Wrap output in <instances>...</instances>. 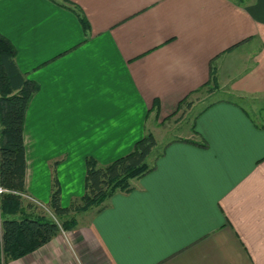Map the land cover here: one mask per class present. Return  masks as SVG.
Returning a JSON list of instances; mask_svg holds the SVG:
<instances>
[{
  "label": "crops",
  "instance_id": "0c3cea01",
  "mask_svg": "<svg viewBox=\"0 0 264 264\" xmlns=\"http://www.w3.org/2000/svg\"><path fill=\"white\" fill-rule=\"evenodd\" d=\"M0 34L38 87L28 199L49 207L56 177L68 208L88 158L111 164L149 133L159 148L131 191L8 264H264V0H0ZM203 93L225 97L160 142L161 123L177 128L179 104ZM29 202L23 215H41Z\"/></svg>",
  "mask_w": 264,
  "mask_h": 264
},
{
  "label": "trees",
  "instance_id": "16d2710c",
  "mask_svg": "<svg viewBox=\"0 0 264 264\" xmlns=\"http://www.w3.org/2000/svg\"><path fill=\"white\" fill-rule=\"evenodd\" d=\"M243 5L247 0H235ZM82 24L87 28L84 18ZM17 51L12 42L0 34V195L1 225L0 264L21 259L51 242L64 231L78 226L74 213L93 207L102 208L118 193L132 190V182L147 175L153 167L149 159L158 143L155 136L147 134L136 143L128 155L108 165H100L94 158L87 159L85 194L73 200L70 207L62 206L61 189L54 177L49 208L64 220H54L48 215L24 216L27 161L23 139L24 123L29 104L38 87L18 69ZM190 106L189 98L179 104L177 113ZM154 112L159 114L156 102ZM175 113L173 116H175Z\"/></svg>",
  "mask_w": 264,
  "mask_h": 264
},
{
  "label": "rangeland",
  "instance_id": "374dc122",
  "mask_svg": "<svg viewBox=\"0 0 264 264\" xmlns=\"http://www.w3.org/2000/svg\"><path fill=\"white\" fill-rule=\"evenodd\" d=\"M204 89H205L204 92H208L209 90H213L214 87L210 86V87H206ZM206 95L207 94L203 93L202 96L198 95V96H195L194 98L189 99V103L191 102L190 107H191L192 104H195L196 108H194L192 111L188 112L187 111L189 109L188 105L187 104L184 105V107L175 115V116H177L176 119L178 120V122H181V124L179 126H177V128L174 127V126H171L170 124H168V122H169L168 120H171L173 117H169L168 119L164 120L161 123V127H162L161 129L162 130L158 131L159 132L158 133V138L160 139V142H162L164 137L167 138V139H172L173 137H175L177 135L181 136V134H186V132H189L190 125H191L190 122L193 121L195 116H197L198 112H200V110H202L205 107L206 104H208V103H210L211 101H214V100H219L220 97L222 99L225 97L224 95H220L219 97L208 98V96H206ZM259 105L260 106H262V105L264 106V100L259 101ZM251 109L252 108H248V110H251ZM168 126H170V127H168ZM158 150H159V148L157 150H155L156 151V152H154L155 155L158 152ZM154 153H153V155H154ZM153 155L150 157L149 161L152 159ZM28 197H29L28 195L23 196L25 201L28 200ZM38 200L41 202V205H43L44 207L39 206L36 203L31 202V201L29 202V207H30V205H32V207H34L35 210L37 212H39L41 215H48V216L52 217L54 220H58V221H61V222L64 220L63 217H59V216L55 215L53 213V211L47 205H44L46 203H44L40 199H38ZM93 208H95V207H93ZM3 220H4V217L2 218L1 211H0V222H1V224H2ZM1 257L3 258L2 255H1Z\"/></svg>",
  "mask_w": 264,
  "mask_h": 264
},
{
  "label": "built area",
  "instance_id": "2783aa9c",
  "mask_svg": "<svg viewBox=\"0 0 264 264\" xmlns=\"http://www.w3.org/2000/svg\"><path fill=\"white\" fill-rule=\"evenodd\" d=\"M5 192H7L5 189L0 188V195H1L2 193H5ZM28 200L31 201V202L36 203V204L39 205V206L44 207L43 205H41V203H39V202L36 201L35 199L29 198ZM47 211H48V210H47Z\"/></svg>",
  "mask_w": 264,
  "mask_h": 264
}]
</instances>
